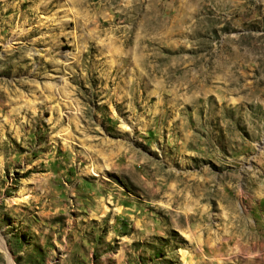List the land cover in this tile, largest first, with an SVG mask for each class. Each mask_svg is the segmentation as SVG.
Wrapping results in <instances>:
<instances>
[{
	"label": "rangeland",
	"instance_id": "obj_1",
	"mask_svg": "<svg viewBox=\"0 0 264 264\" xmlns=\"http://www.w3.org/2000/svg\"><path fill=\"white\" fill-rule=\"evenodd\" d=\"M0 264H264V0H0Z\"/></svg>",
	"mask_w": 264,
	"mask_h": 264
}]
</instances>
